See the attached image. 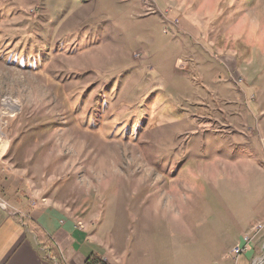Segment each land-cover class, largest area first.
I'll use <instances>...</instances> for the list:
<instances>
[{"label": "rangeland", "instance_id": "obj_1", "mask_svg": "<svg viewBox=\"0 0 264 264\" xmlns=\"http://www.w3.org/2000/svg\"><path fill=\"white\" fill-rule=\"evenodd\" d=\"M60 91L90 94L73 114ZM99 98L114 120L78 124ZM115 123L128 132L112 136ZM3 157L31 205L99 229L131 264H210L240 234L252 242L264 232V218L249 228L264 216V0H0Z\"/></svg>", "mask_w": 264, "mask_h": 264}, {"label": "crops", "instance_id": "obj_2", "mask_svg": "<svg viewBox=\"0 0 264 264\" xmlns=\"http://www.w3.org/2000/svg\"><path fill=\"white\" fill-rule=\"evenodd\" d=\"M9 160L0 158V195L15 200L17 210L27 216L22 218L16 210L0 202V264H89L94 258H106V264H131L128 260H121L120 256H127V252L116 249L117 241H106L99 236V229L93 233V229L81 227L61 207L46 203L31 205L25 194L26 187L21 188L25 172L18 173ZM262 218L264 216L251 220L249 228ZM32 227L39 230L43 239L38 238ZM241 237L242 234L210 264H253L261 258L264 232L259 233L251 242V248L236 260L233 248Z\"/></svg>", "mask_w": 264, "mask_h": 264}, {"label": "trees", "instance_id": "obj_3", "mask_svg": "<svg viewBox=\"0 0 264 264\" xmlns=\"http://www.w3.org/2000/svg\"><path fill=\"white\" fill-rule=\"evenodd\" d=\"M69 35L65 36V40L66 42H69L71 44V39L69 38ZM42 59V58H40ZM39 59V60H40ZM23 63L25 64V66H29L31 68L37 69L40 66H42L43 62H39V61H35L34 63L28 64V61H23ZM28 64V65H27ZM60 93L62 95H64V97H68V99L70 100V108L72 110L73 114H78L80 113L81 110H83L87 98L90 94V91L84 92L81 94V96H77V93H74L71 95V93H67L66 91H60ZM76 97V98H75ZM78 99V101H76ZM106 113H108L111 116V113L105 110L104 107V102H102V100L99 98L98 101L96 102V104L91 108L90 112L86 115V116H82L80 118H76V121H78V124L80 125H84L85 127L88 128H95L98 130H103L104 127H106L105 125L107 124L108 120H114V118H107L106 117ZM116 117V116H115ZM111 121V122H112ZM120 123H115V125L111 124V130L109 131L110 133H112V136L117 135L118 131H122V133L120 135H122L125 131L128 132V127L123 123L122 125H119ZM125 128V129H123ZM33 230L36 232L37 236L39 239H43V235L39 232V230L36 227H32ZM93 261H89V264H93ZM106 264V263H104Z\"/></svg>", "mask_w": 264, "mask_h": 264}, {"label": "built area", "instance_id": "obj_4", "mask_svg": "<svg viewBox=\"0 0 264 264\" xmlns=\"http://www.w3.org/2000/svg\"><path fill=\"white\" fill-rule=\"evenodd\" d=\"M1 202V201H0ZM6 205V204H4ZM8 206V205H6ZM9 207V206H8ZM19 214H21L22 218L26 217L27 214H25L24 212L22 211H19V210H16ZM263 225L261 222H257L255 223L253 226H252V229H255V228H261ZM243 240H241L234 248H233V254H235L237 257H239L240 253H242L244 250H247L249 248V244L251 242V238H250V241H249V238H248V235H245L243 236L242 238ZM256 264H260V262H257L255 261ZM254 263V264H255Z\"/></svg>", "mask_w": 264, "mask_h": 264}, {"label": "bare ground", "instance_id": "obj_5", "mask_svg": "<svg viewBox=\"0 0 264 264\" xmlns=\"http://www.w3.org/2000/svg\"><path fill=\"white\" fill-rule=\"evenodd\" d=\"M169 12V11H168Z\"/></svg>", "mask_w": 264, "mask_h": 264}]
</instances>
